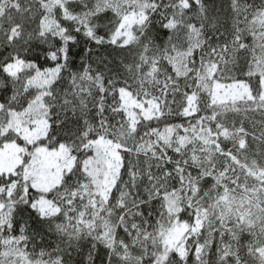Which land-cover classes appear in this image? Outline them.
<instances>
[{"label":"snow or ice","instance_id":"6c2138e0","mask_svg":"<svg viewBox=\"0 0 264 264\" xmlns=\"http://www.w3.org/2000/svg\"><path fill=\"white\" fill-rule=\"evenodd\" d=\"M0 264H264V0H0Z\"/></svg>","mask_w":264,"mask_h":264}]
</instances>
